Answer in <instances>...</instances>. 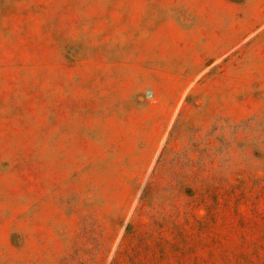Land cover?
<instances>
[{
    "label": "rangeland",
    "instance_id": "rangeland-1",
    "mask_svg": "<svg viewBox=\"0 0 264 264\" xmlns=\"http://www.w3.org/2000/svg\"><path fill=\"white\" fill-rule=\"evenodd\" d=\"M0 264H264V0H0Z\"/></svg>",
    "mask_w": 264,
    "mask_h": 264
}]
</instances>
